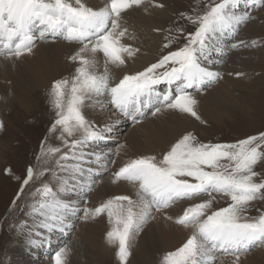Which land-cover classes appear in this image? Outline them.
<instances>
[{"label": "snow or ice", "instance_id": "6c2138e0", "mask_svg": "<svg viewBox=\"0 0 264 264\" xmlns=\"http://www.w3.org/2000/svg\"><path fill=\"white\" fill-rule=\"evenodd\" d=\"M145 3L103 0L93 7L85 0H0V57L19 61L50 40L76 45L68 56L72 73L54 79L47 93L54 114L48 132H59L60 144L46 138L35 163L26 168L13 204L26 197L20 211L31 223L21 220L16 230L27 234L29 249L43 248L50 246L52 234H70L75 221L106 216L105 240L115 248L119 264H128L132 241L159 214L190 234L163 253L158 264H216L218 254L240 264L241 256L264 247V209L256 207L264 202V131L234 142H203L186 131L159 157L140 155L111 170V182L131 186L130 193L86 206L88 195L110 171L113 155L125 148L118 143L113 151L97 150L121 118L141 125L150 116L176 112L200 121L197 95L222 79L210 67L211 57L225 54L228 47H247L244 41L232 42L253 19L240 8L264 7V0H207L180 13L186 24L174 22L163 30L155 62L117 76L113 69L125 67L141 51L125 42L136 39L126 24L127 13ZM86 108L107 112L108 119L94 122ZM37 181L25 193V186ZM177 204L183 205L182 212L173 216L169 210ZM69 252L67 243L60 246L50 256L52 264H68Z\"/></svg>", "mask_w": 264, "mask_h": 264}, {"label": "bare ground", "instance_id": "6f19581e", "mask_svg": "<svg viewBox=\"0 0 264 264\" xmlns=\"http://www.w3.org/2000/svg\"><path fill=\"white\" fill-rule=\"evenodd\" d=\"M169 1L171 2L172 0H146L143 7L133 9L127 13L128 19L126 26L129 28V31L136 36V39L126 40L125 42L134 48L140 47L141 51L134 59L128 60L125 67L119 70L113 69L117 76L123 72L142 70L149 63L157 60L155 47L158 45L160 35L153 29L159 28L157 25L158 23H156L158 21H156V18L167 13L168 9L167 7L155 8L152 7V4H168ZM85 2L89 6L96 7L100 5L103 0H85ZM245 10L246 8L241 6L240 11ZM73 46L74 47L59 40H54L51 44L50 42H40L37 44L33 55L25 56L17 62L0 57V107L7 106L8 103H10L6 101L12 98L13 93L15 97L14 100L17 101V104L24 107L22 108L23 110L28 109L27 102H31V96L34 91L41 88L49 89L50 83L54 79L68 77L73 71V66L68 60V56L76 47V45ZM70 49L72 51H69ZM231 50L232 48L230 47L226 48L225 54ZM243 53L244 52L233 53L227 61L230 65L226 64L225 69H223L224 71H222V79L217 84L210 87L208 92L206 90L197 95V99L199 100L197 111L201 116L200 121L217 122L222 116L228 113V109H225L224 105L226 106L229 103V105L234 103L238 105V107L243 105L236 96H233V93L249 88L240 83V78L237 79L231 74H228L232 72V74L241 72V70L237 71L234 67L236 63L233 58L235 56L237 58L238 54ZM225 54L213 55L221 58ZM219 58L212 56L211 60L215 62L219 61ZM211 66L212 63L210 67ZM211 68L212 70H216L217 66ZM254 78L256 77L253 76V79ZM85 115L90 120L97 123H103L108 119L107 112H100L94 108H86ZM120 122V126L114 131L118 132V135L114 133V135H111L109 138V141L111 140L112 142H107L109 145H112L114 142V147L109 145V147L101 146V144H105L104 141L99 144L97 150L104 152L113 151L116 149V144L118 142L119 144H124L125 148L120 150L121 154L119 156L113 155L114 163L109 166L110 171L102 176L101 182L96 185L95 190L90 193L87 198L88 203L86 206L88 207L98 206L103 200L110 196L128 194L132 191L131 186L125 183L113 184L111 182V170L118 169L127 162L128 159L140 155H157L159 157V155L163 151H166L170 144L180 135L184 134L186 131L195 133L201 129L195 118L176 112L162 113L155 118L150 117L141 125H132L130 121L124 120L123 118H121ZM114 136L115 138H113ZM117 138L119 141L115 142ZM3 146L4 143L0 140V149ZM104 148L107 149L103 150ZM182 208L183 205L177 204L169 210L170 214L173 216L179 215L182 212ZM27 222L31 223V220L28 218ZM75 226L76 228L73 231L72 237L68 238V234L62 235L59 232L54 233L51 236L50 246L45 245L43 248L29 249L27 246L29 237L27 234L18 232L12 243V253L7 264H50L49 257L51 252L57 250L65 243H67L70 249L68 264H80L81 259L87 258L85 257L84 249L86 243L92 255L91 259H86L88 261L86 264H101V261L106 258L107 255L115 254V248L109 246L105 240V233L110 227L106 216H101L88 222L78 220ZM56 234L59 235L57 239L53 237ZM189 234V230L165 221L157 214V218L146 224L139 233L138 239L134 243V249L129 256L128 264H158V260L163 253L169 250H175L182 245ZM32 238L39 239V237ZM100 239H102V241H100ZM38 249L42 252L41 257H38L39 255L35 253V250ZM21 253L26 254L28 257H25L26 261L24 260V262H20L18 259ZM159 253L161 255H159ZM218 256L219 258L216 264H233L235 260V257L230 255L218 254ZM115 263L119 264L118 260L117 262L115 261ZM240 264H264V247L253 248L248 254L241 256Z\"/></svg>", "mask_w": 264, "mask_h": 264}, {"label": "rangeland", "instance_id": "374dc122", "mask_svg": "<svg viewBox=\"0 0 264 264\" xmlns=\"http://www.w3.org/2000/svg\"><path fill=\"white\" fill-rule=\"evenodd\" d=\"M205 3H207V0H172L171 2L169 1L168 4L164 3V7L168 9L167 13L156 18V21L158 20L156 22L159 26L158 29L161 30L158 32L160 36L158 45L155 47L157 59L162 51L163 36L165 35L163 30L174 22L186 24L187 22L180 18V13L190 12L194 7H202ZM245 11L249 12L253 19L247 23L248 25H245L248 28L245 26L241 27L237 37L232 42L238 43L239 40H241L248 46L245 47L241 45L239 48L227 52L221 58L213 55L219 58V61L212 62L211 67L217 66L216 70L218 69L217 71L222 74L226 64L230 65L227 63L228 58H230L233 53L244 52L243 54H238L237 58L236 56L233 58L237 65H234V67L237 71L241 70V72L238 73L242 75L238 76L236 75L237 73L232 74L233 72L228 74H231L234 78H240V83L244 84L249 89L233 93V96H236L243 105H239L240 107L234 103H232L233 105H229L230 103L226 106L224 105V108L228 109V113L222 116L219 121H206L207 123H202L196 120L201 129L193 134L196 135L200 141L234 142L237 139L245 138L247 135H255L260 131H264V7L253 9L246 8ZM192 30V26L188 25L186 31L190 32ZM180 39L181 41L183 40L182 37H180ZM52 41L54 40L49 41L50 44ZM253 41L256 42L254 46L252 44ZM70 46L74 47L73 45ZM69 51L72 50L70 49ZM253 76L256 78L253 79ZM209 89L210 88L207 89V92ZM47 93V88L34 91L31 96V102H27L28 109L25 110L22 109L24 107H21V105L19 106L17 101L14 100L15 97L13 93L12 98L6 101L10 102L8 103L9 106L0 107V123L4 126L3 130H0V140L4 143V146L0 149V264H7L11 257V246L18 233L16 225L21 220H28V217H25L20 211L23 206V200L26 197L21 196V199L13 204L17 194L20 192V187L26 174V168L35 163V155L39 151L41 142L46 138L48 142L54 146H58L60 143V141L56 139L59 132L53 135H49L48 132L54 114L49 104ZM120 124L121 122L117 127H119ZM114 133L118 135V132H113L110 136L114 135ZM113 138H115V136ZM116 141H119V139H115V142ZM107 142L112 141L108 139L104 142L105 144H101V146L114 147V142L112 145H109ZM106 149L107 148H104L103 150ZM109 166H111V164H109ZM6 171L8 174H6ZM40 182L41 181H37L35 185L30 184L25 186V193L33 190L34 186H38ZM256 207L264 209V202H256ZM251 214L256 215L257 213L253 210ZM77 221L74 223L76 224ZM73 231L68 234V238L73 236ZM53 237L57 239L59 235L56 234ZM137 239L138 235L132 241L130 251L134 249V243ZM100 241H102V239H100ZM87 245L86 243L84 248L85 257L89 260L92 258V255ZM54 251L55 250L51 252L50 256ZM35 253L39 255L38 257H41L42 252L39 249L35 250ZM159 255L161 254L159 253ZM25 257H27L26 254L21 253L18 259L20 262H24L26 259ZM86 259H81L80 264H86L88 262ZM49 261L50 264H52L50 257ZM115 261L117 262L115 254L107 255V257L101 261V264H116Z\"/></svg>", "mask_w": 264, "mask_h": 264}]
</instances>
